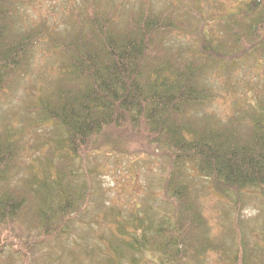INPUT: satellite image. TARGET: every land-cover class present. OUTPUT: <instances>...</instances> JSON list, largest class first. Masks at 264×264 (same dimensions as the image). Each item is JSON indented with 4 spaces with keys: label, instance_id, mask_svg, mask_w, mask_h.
<instances>
[{
    "label": "trees",
    "instance_id": "obj_1",
    "mask_svg": "<svg viewBox=\"0 0 264 264\" xmlns=\"http://www.w3.org/2000/svg\"><path fill=\"white\" fill-rule=\"evenodd\" d=\"M9 1L0 0V89L20 74L41 36L40 27L34 29L35 34L13 31ZM243 6L240 17L229 16L223 25L225 32L231 34V43L228 39L219 40V36L201 38L205 43L199 48L207 54L206 62L201 60L202 63L198 61L200 52L197 55L194 51L192 55L180 50L172 52L166 44V36L176 29L200 34L204 28L202 21L192 26L187 17L178 19L171 14L172 6L166 12L154 13L145 1L121 24L117 21L119 12L98 9L88 11L84 22L73 21L71 31L61 35L60 40L53 37V47L65 59V70L54 92L37 109L42 111L45 121L53 122L63 131V138L53 139L55 147L62 150L60 166L84 155L90 145L109 144L107 149L119 150L132 145L134 138H138L141 147L160 145L171 152L164 189L170 195L167 197L175 201L173 220L166 223L162 219L157 227L151 217L133 218L128 226L118 222L112 238L117 245H107L109 255H114L109 256V264H118L125 251L131 257L135 252L143 253L147 247L161 261L184 264V259L189 258L198 264L209 251L223 248L209 240L205 218L187 199L186 169L206 178L219 194L234 193L238 206L243 201L240 195L243 190L255 189L264 196V87L259 94L252 95L253 102L244 97L242 104L247 107L241 110L243 114L224 125L214 124L197 112L213 97L207 84L209 73L227 74L228 66L233 65V47L238 41L241 43L242 28L248 30L257 45L254 54L264 49V0H250ZM18 150L14 136L3 134L0 236L4 235L0 237V258L7 254L4 247L8 246L23 256L22 264H29L32 258L27 259V245L20 240L23 227H38L40 235L35 247L42 240L61 241L81 207L77 206L74 193L68 192L70 181H64L65 189L61 187L69 173L65 167L61 173L59 165L54 178L58 198L54 202L38 181L33 166L34 175L24 182L22 192L9 187ZM32 193L35 199L29 197ZM125 227L132 231H125ZM261 230L264 234V222ZM120 234L126 235V239H120ZM245 246L241 243L231 255L232 264L256 263L249 256L245 259ZM260 251L264 258V248Z\"/></svg>",
    "mask_w": 264,
    "mask_h": 264
},
{
    "label": "rangeland",
    "instance_id": "obj_2",
    "mask_svg": "<svg viewBox=\"0 0 264 264\" xmlns=\"http://www.w3.org/2000/svg\"><path fill=\"white\" fill-rule=\"evenodd\" d=\"M143 1L157 14L172 6L169 9L171 14L178 19L187 17L192 26H198L197 22L202 21L204 28L200 34L176 29L166 36L169 51L180 50L191 55L193 51L194 55L200 52L198 61L202 63L201 60L206 62L207 54L199 48L201 43H205L201 38L217 39L219 36V40L228 39L230 42L231 34L225 32L223 25L229 16L240 17L244 3L250 0H10L7 3L12 10V29L15 33L35 34L34 29L41 28V36L32 47L26 66L0 89V138L10 133L19 147L16 165L7 183L9 187L22 192L24 182L34 175L33 166L38 181L49 191L52 202L58 198V184L54 178L56 167L62 162V150L55 147L53 139L63 138V131L53 122L45 121L42 111L37 109L40 102L54 92L65 70V59L53 47V37L60 40L61 35L71 31L73 21L84 22L88 11L98 9L110 8L119 12L117 21L121 24L131 11L141 7ZM240 34L241 43L238 41V45L233 47V65L228 66L227 74L220 71L219 76L209 73L207 84L213 97L197 111L206 120L214 124L218 122L220 126L232 117L241 116V110L247 107L242 104L243 98L248 97V101L253 102L252 95L259 94L264 87V49L256 48L259 53L254 54L257 45H254L248 30L242 28ZM236 39L239 40V37ZM229 46L232 47L231 44ZM94 144L100 145L97 142ZM106 147L109 144L90 145L84 155L63 162L69 175L63 178L61 187L65 189L64 181H70L68 192L74 193L75 202L81 210L73 215L70 231L65 232L61 241L50 239L45 242L41 239L43 243L35 247L34 243L40 235L38 227H23L20 240L27 245V259L34 260L29 264H109L108 260L114 255H109L111 250L107 245H117L112 238L118 222L128 226L133 218L151 217L153 226L157 227L162 219L166 223L173 220L175 201L167 197L170 195L164 189L171 160L168 154L171 152L160 145L141 147L138 138H134L132 145L119 150ZM63 167L60 166L61 173ZM184 182L188 187L187 199L195 204L206 220V235L223 247L218 251H209L198 264H232L231 255L237 252L241 243L246 245L245 259L249 256L256 262L252 264H264L260 251L264 248L261 230L264 196L255 189L243 190L240 192L243 201L238 206L234 193L219 194L206 178L192 170L186 169ZM29 197L35 199L33 193ZM124 230L127 231L126 227ZM119 237L126 239L127 236L120 234ZM6 247L4 251L7 254L0 258V264L24 262L20 253ZM129 257L125 251L118 264H174L161 261L150 247ZM184 264L195 262L187 258Z\"/></svg>",
    "mask_w": 264,
    "mask_h": 264
}]
</instances>
